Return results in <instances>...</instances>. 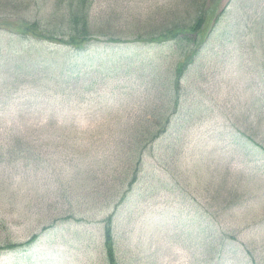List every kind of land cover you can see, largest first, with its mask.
<instances>
[{"label": "rangeland", "instance_id": "1", "mask_svg": "<svg viewBox=\"0 0 264 264\" xmlns=\"http://www.w3.org/2000/svg\"><path fill=\"white\" fill-rule=\"evenodd\" d=\"M207 3L210 21L195 35L201 46L182 80L183 147L168 162L174 179L150 166H159L161 144L175 140L160 139L147 152L150 165L135 195L121 208L114 231L120 264H264V0ZM52 4L0 0V18L12 26L0 30V245L38 235L25 249L1 250L0 264H107L100 225L57 221L42 229L70 210L68 199L92 194L93 184L107 180L109 166L95 152L110 155L113 149L104 150L101 141L148 120L144 64L158 55L171 58L165 45L106 38L67 53L13 29L26 18L45 17ZM184 5L94 0L91 15L124 37L131 25L165 24ZM25 58L34 62L26 65L35 67L32 77H25ZM65 59L75 69L63 72L68 84L59 77L65 65L52 61ZM253 131L263 148L244 139ZM179 194L195 198L196 210ZM212 232L214 247L204 239Z\"/></svg>", "mask_w": 264, "mask_h": 264}, {"label": "trees", "instance_id": "2", "mask_svg": "<svg viewBox=\"0 0 264 264\" xmlns=\"http://www.w3.org/2000/svg\"><path fill=\"white\" fill-rule=\"evenodd\" d=\"M93 1L53 0V4L45 17L26 18L21 20V23H16L13 29L17 33L19 31L23 33L27 37L26 39L37 42L47 41L64 46L65 49L67 48V53L69 51L81 53L84 45L89 40L99 38H106L105 40L108 42H131L134 45L149 47L165 45L169 52L168 55L171 59H168L167 55H158L156 58L149 60V63L144 64V68L147 70L146 74L150 76L147 80L146 91L150 93L151 97L143 105L150 114L148 120L142 122L136 120L131 123V128L112 133L109 138L101 141L104 150L106 147L113 149L110 155L103 157L95 152L94 156L98 158L101 165L103 166L104 162L105 167L109 166L105 175L107 180L101 179L93 184L92 194H77V197H73L71 200L68 199L70 210L61 214L55 222L44 226L42 229L45 230L53 226L57 221L98 224L101 227L105 261L107 264H120L114 231L121 216V208L124 209L125 205L128 204L126 203L128 199L135 195L130 193L133 192L136 184L140 182L145 165L149 164L148 161H145L147 152L160 139L175 138L173 143L167 141L161 144V153L155 159L159 166L149 165L158 167L174 179V174L170 171L168 162L170 159L175 160L183 147L178 140L183 125L180 122V116H178L183 104L182 94L185 92L182 80H184L185 73L194 62L199 52L198 48L201 46L196 43L195 35L202 33L207 26L212 11L208 9L207 0H186V5L181 8L182 11L169 14L171 16L165 24L161 23V25L155 27L153 23L144 22L141 29L131 25L132 28L123 37L116 34L108 24L95 23L91 15ZM224 13L225 9L213 19V24L218 25L224 18H221ZM11 28L10 23L3 22V19L0 18V30L10 32ZM227 37L229 36L227 35ZM71 57L73 56L70 55L69 58ZM132 58H127L125 64L127 62L132 63ZM30 60L25 58V69L26 65L34 63ZM52 61L61 66L65 65L64 69L63 67L60 68L59 77L64 82H69L68 77H63L65 76L63 72L64 70L75 71V69L69 67L71 64L70 59H65L63 62ZM72 62L73 66L78 68L79 62L77 59L73 58ZM34 68L30 67L29 71L26 69L25 77H32L35 72ZM76 71L78 72L79 68ZM67 73L70 75V72ZM50 77L56 78L53 75ZM174 132L177 133L173 134ZM238 133L241 134L240 131ZM258 134L256 131H253L252 134L243 133L244 139L249 141L252 146L254 145V150H256L255 146H261L260 143L255 142L259 136ZM29 144L30 142H28ZM27 151H30L29 147ZM129 195L131 196L128 198ZM218 195H212L213 199ZM179 199L182 202L190 200L194 204L193 209L196 210V200L191 198L189 194H179ZM200 215H202V212H200ZM37 237V234H33L22 243L9 242L6 245H0V251L4 249H25ZM204 239L208 240L207 245L214 247V232L208 235L204 234Z\"/></svg>", "mask_w": 264, "mask_h": 264}]
</instances>
